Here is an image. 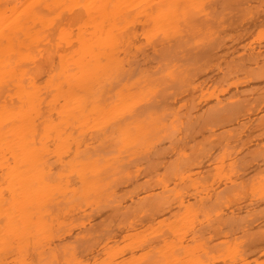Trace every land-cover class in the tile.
I'll use <instances>...</instances> for the list:
<instances>
[{"label":"bare ground","instance_id":"obj_1","mask_svg":"<svg viewBox=\"0 0 264 264\" xmlns=\"http://www.w3.org/2000/svg\"><path fill=\"white\" fill-rule=\"evenodd\" d=\"M261 5L0 0V264H264Z\"/></svg>","mask_w":264,"mask_h":264},{"label":"rangeland","instance_id":"obj_2","mask_svg":"<svg viewBox=\"0 0 264 264\" xmlns=\"http://www.w3.org/2000/svg\"><path fill=\"white\" fill-rule=\"evenodd\" d=\"M260 8H261V10H264V0H262V5H261ZM261 10H259V11H260V14L263 16L264 14L261 13ZM249 11H250V10H249ZM254 12H255V11H254ZM254 12H253V13H254ZM262 12H263V11H262ZM256 14H259V13L256 12V13H254V14H250V15H248L249 19H247V20H249V22H250V24H249L250 26L248 25V27H250L251 30L254 29V28H252V27H253V23H252V22H254V21L256 22L258 19L260 20V18L262 17L261 15H256ZM237 15H238V14H237ZM252 15H253V16H252ZM250 16H252L253 18L251 17V19H250ZM239 17H242V16H239ZM239 17H238V18H239ZM248 17H246V18H248ZM256 17H257L258 19H257ZM246 18H245V20H246ZM262 18H263V17H262ZM227 19H228V17L225 18V20H227ZM242 19H243V18H242ZM250 20H253V21L251 22ZM238 21H239V20H238ZM240 21H241V20H240ZM263 21H264V20H263ZM241 22L243 23L244 21L242 20ZM249 22H248V23H249ZM237 23H240V22H237ZM246 23H247V22H245V25H243L242 27H240V25H242V24L240 23V25H238V27H236V28H237V29H239V27H240V28H244V27L247 25ZM235 24H236V23H235ZM235 24H234V25H235ZM243 24H244V23H243ZM236 26H237V25H236ZM224 28H225V29H224ZM246 28H247V26H246ZM223 29H224V31L221 32V30H223ZM228 29H229V26L227 27V29H226V27H223V28L220 30L221 33H224V34H222L224 37H222V39H221L220 36H222V35H220V36H219V38H220L219 40H223L224 38H225L224 40H226V38H228V37H226V36L228 35V33H229V34H233V33H235V32H233V31L231 30V28H230V30H231L230 32H232V33H230ZM247 29H249V28H247ZM251 30H250L249 32H251ZM241 32L243 33V31H241ZM253 32H254V30H253ZM247 34H248V33H247ZM253 34H254V33H253ZM232 37H233V36H232ZM244 37H245V36H244ZM246 37H248V36H246ZM253 37H254L253 35L249 37V38H250L249 41H251V38L253 39V40H252V43H250V44L252 45V44L256 41V43H254V44H256V46H258L257 48H260L259 45H258V43L261 41V38H260V40H259V38H255V39H254ZM233 38H234V37H233ZM235 38H236V37H235ZM228 39H229V38H228ZM242 39H243V37H242ZM224 40H223V42H225ZM231 40L234 41L233 39H231ZM231 40L229 39V41H231ZM240 40H241V39H240ZM226 41L228 42V40H226ZM238 41H239V40H238ZM246 41H247V39H246ZM257 41H259V42H257ZM221 42H222V41H221ZM221 42L219 41V43H221ZM237 43H238V42H237ZM260 43H261L262 45H264V44H263V43H264V39H262V41H261ZM221 44H222V43H221ZM248 44H249V43H248ZM248 44H247V45H248ZM262 45H261V46H262ZM248 46H249V45H248ZM253 46H255V45H252L251 47H253ZM262 48H263V46H262ZM223 52H225V51H223ZM223 52H222V53H223ZM219 58H220V60H221L222 56L219 57ZM259 96H260V99H259ZM259 96H258V98H257V101H258V102H260L259 100L262 101V99L264 98V96H262V95H259ZM261 97H262V99H261ZM257 101H256V102H257ZM263 101H264V100H263ZM263 101H262L261 103H263ZM257 104H258V103H257ZM263 104H264V103H263ZM260 105H261V104H260ZM260 105L256 106V108H259V111H258V109L256 110V111H258L257 114H259V115L261 114V111H260V108H261V107H260ZM256 111H255V112H256ZM259 115H257V117H258ZM263 117H264V116H263ZM263 117H262V118H263ZM262 120H263V122H264V118H263ZM257 122H258V121H257ZM262 124H263V123H262ZM263 150H264V148H263ZM258 153H261V152H258ZM258 153H257V155H258ZM263 153H264V151H263ZM257 155H255V156H257ZM262 155H263V154H262ZM260 156H261V155H260ZM260 156H259V158H260ZM263 156H264V155H263ZM256 160H258V159H256ZM256 160H254V162H255ZM260 161H261V160H260ZM262 161H264V159H263ZM224 162H226V161H224ZM242 163H243V162H241L240 165H242ZM257 163H260L259 160L257 161ZM262 163H264V162H262ZM243 165H244V164H243ZM195 167H196V166H195ZM225 167H227V166H225ZM257 167H258V166L256 165V167H252V169L255 170V168H257ZM258 168H259V167H258ZM193 169H194V168H193ZM225 169H226V168H225ZM195 170H196V169H195ZM256 170L258 171V169H256ZM190 171H191V169H190ZM192 171H193V170H192ZM192 171H191V172H192ZM196 171L199 173L198 170H196ZM200 171H202V169H201ZM253 172H254V171H253ZM188 173H190V172H188ZM140 174H141V173H139V175H140ZM192 174H193V173H192ZM189 175H190L189 177H191V174H189ZM193 175H194V176H192L191 179L196 177V176H195V172H194ZM196 175H198V174H196ZM253 175H254V174H253ZM141 176H142V174H141ZM200 176H201V175H200ZM257 176H258V178H259V175H257ZM262 176L264 177L263 174H262ZM198 177H199V176H198ZM222 178H223V177H222ZM222 178H221V179H222ZM229 178H230V180H232V178H235L236 180H238V179H237V176H233V175H231V176L229 175ZM256 178H257V177H256ZM219 179H220V178H219ZM221 179H220V180H221ZM244 179H245V178H244ZM253 180L255 181V179H253ZM260 180H261V182H264V181H263L264 179H263V180H262V179H259V184H256V183L253 181L255 184L253 183L254 185H252V186L257 185V186H255V187H257V188L259 189V186H258V185H260V183H261ZM217 181L219 182V180H217ZM228 181H229V180H227V182H228ZM257 181H258V180H257ZM218 182H217V183H218ZM220 182H222V183H221V185L218 183V185H219V187H217L218 189L220 188V186L222 187V184H223L224 181H220ZM227 182L225 181L224 183H227ZM257 183H258V182H257ZM263 184H264V183H262L261 186H264ZM215 186H216V184H215ZM215 186H214V187H215ZM222 188H223V187H222ZM258 189H257V190H258ZM185 190L188 191L189 189H188V190L185 189ZM257 190H256V192H257ZM261 190H263V193H264V189H260V190H258V192L261 191ZM192 191H193V190H192ZM215 191H216V188H215ZM223 191L225 192L226 190H223ZM193 192H194V191H193ZM213 192H214V191H210V193H213ZM258 192H257V194H258ZM182 193H183V192H182ZM182 193H181L180 195H181V196L183 195V196H185V197H186V194H188L189 198H188V197H186V198L189 199V200H190V194H193V193H190L189 191H188V193H187V192L185 193V191H184V194H182ZM189 193H190V194H189ZM257 194H255V196H256ZM261 194H262V192H261ZM195 195H196V194H195ZM209 195H210V194H209ZM211 195L214 196V193L211 194ZM211 195H210V196H211ZM258 195L260 196V194H258ZM258 195H257L256 199H255V197H253V198H254V200H253V201H254V204H255V205H256V204L259 205V206L256 205L257 207L255 206V207H256L255 209L258 208V210H256V212H259V209H261V208H260V204H262V206L264 205V201L262 200V199H264V197H262V196H264V194H262L261 198H260ZM185 197H184V198H185ZM191 197L194 198L193 195H191ZM195 197H196V196H195ZM178 198H179V197H178ZM186 198L183 199V200H186ZM257 199H258V200H257ZM173 200H175V203L178 204V202H179L178 200H180V199H173ZM255 200H256V201H255ZM246 201L248 202L249 200H245V202H246ZM258 201H259L260 203H259ZM257 202H258V203H257ZM261 202H262V203H261ZM171 203H172V202H171ZM173 203H174V202H173ZM173 203L171 204L172 207H173ZM175 203H174V204H175ZM229 203H230V201H229ZM229 203L227 202L228 206H229ZM177 204H175L174 207H176ZM231 204H233V202H231L230 205H231ZM197 206H198V205H197ZM224 206H225V205H224ZM229 209H230V208H229ZM229 209H228V210H229ZM261 211L263 212L264 209L261 210ZM226 212H227V211H226ZM253 212H254V211H253ZM253 212H252V213H253ZM262 212H261V215L264 214V212H263V213H262ZM253 214H256V213L254 212ZM253 214H252V215H253ZM197 215H198V214H196V216H197ZM199 215H200V214H199ZM199 215H198V216H199ZM226 215H230V214H228V212H227ZM196 216H195V217H196ZM257 216H260V212L256 215V218H257ZM262 216H264V215H262ZM199 217H200V216H199ZM199 217H198V218H199ZM226 217H228V216H226ZM254 217H255V215H254ZM198 218H197V220H198ZM203 218H204V217H203ZM263 218H264V217H263ZM200 219H202V217H200ZM200 219H199V220H200ZM204 219H205V218H204ZM194 220L197 222L196 219H194ZM195 221H194V223H195ZM203 221H204V222H207V219H205V220H203ZM204 222L202 223V224H203V227H204ZM263 222H264V221H263ZM194 223H193V224H194ZM198 224H199V223L194 224V226L196 225V227L198 226V227H201V228H202V224H201V222H200L201 225H198ZM205 225H207V224L205 223ZM262 225H263V227H261ZM262 225L260 224V226L258 227V224H257V225L254 227L253 230H255V229L257 230V229L259 228L258 230H259V234H260V232H261L260 229H261V228L264 229V224L262 223ZM207 226H208V225H207ZM205 227H206V226H205ZM196 229H199V228H196ZM199 230H202V229H199ZM206 230H207V229H206ZM262 231H264V230H262ZM186 233H187V232H186ZM188 233H189V232H188ZM263 233H264V232H263ZM263 233H261V236L263 235ZM253 234H254V233H253ZM255 234H256V233H255ZM187 235L190 236V235H191V232H190V235H189V234H187ZM187 235H186V236H187ZM186 236H185V237H186ZM251 236H252V235H251ZM259 236H260V235H259ZM261 236H260V237H261ZM254 237H255V236H254ZM186 238H188V237H186ZM252 238H253V236H252ZM256 238H257V237H256ZM227 264H230V263H227Z\"/></svg>","mask_w":264,"mask_h":264}]
</instances>
